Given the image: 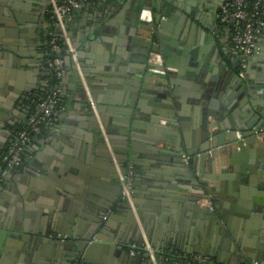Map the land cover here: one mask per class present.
<instances>
[{
	"label": "crops",
	"instance_id": "0c3cea01",
	"mask_svg": "<svg viewBox=\"0 0 264 264\" xmlns=\"http://www.w3.org/2000/svg\"><path fill=\"white\" fill-rule=\"evenodd\" d=\"M76 1L66 29L116 159L131 168L138 220L121 202L67 57L60 78L47 65L46 0H0V153L34 99L55 90L59 102L56 120L0 186V264H148L128 252L141 243L140 227L154 249L179 258L264 262V29L263 52L247 59L239 81L231 33L218 21L225 0ZM167 1L187 13L156 22ZM135 38L170 54L178 76L167 88L129 84L147 71ZM216 143L226 144L217 156ZM197 190L220 201L215 221L199 213ZM89 237L93 244L77 251Z\"/></svg>",
	"mask_w": 264,
	"mask_h": 264
},
{
	"label": "built area",
	"instance_id": "2783aa9c",
	"mask_svg": "<svg viewBox=\"0 0 264 264\" xmlns=\"http://www.w3.org/2000/svg\"><path fill=\"white\" fill-rule=\"evenodd\" d=\"M47 6L50 19L57 34V37H54L48 30L45 33L50 38L48 41L50 58L48 57L47 59V65L52 71L54 78H60L64 68V60L61 56L62 50H64L65 57L68 58L69 65L76 74L80 87L82 88L100 138L109 154L110 162L114 168L119 186L120 199L128 205L137 221L131 191V168H125L123 172L116 159L107 131L102 123L85 75L78 62L76 50L72 45L66 29V18L73 9L79 6L78 2L76 0H47ZM218 21L231 33L230 42L233 49L237 52L238 74L242 76L247 59L258 54L261 49L259 40L264 29V0H254L251 11H247L246 0H225L218 6ZM147 64V72L151 75V84H166L169 77L176 73L175 68L165 64L160 52H150L148 54ZM57 104L58 94L55 90L47 94L43 99L36 101L34 109L26 123L28 128L17 133L16 142L9 145L1 156L0 163L5 169V172L12 171L21 165L22 155L31 143L32 137H36L39 134L40 125L56 120L58 112ZM163 123L164 125L166 124V122ZM260 132L264 133V125L261 127ZM5 172L0 167V186L4 182ZM195 204L198 208L206 209L210 213L214 211L210 197L201 190H197ZM140 231L142 235L141 243L139 245L129 246L128 252L130 256H144L148 264L168 263L169 261L175 263L182 262L184 264H214L208 258L199 255L183 259L177 257L171 250L158 251L151 246L141 227ZM50 237L54 239L61 238L60 235ZM258 264H264V262Z\"/></svg>",
	"mask_w": 264,
	"mask_h": 264
},
{
	"label": "water",
	"instance_id": "95a60500",
	"mask_svg": "<svg viewBox=\"0 0 264 264\" xmlns=\"http://www.w3.org/2000/svg\"><path fill=\"white\" fill-rule=\"evenodd\" d=\"M46 2H47V0H46ZM47 4V3H46ZM158 7H160V5L158 4ZM175 7H176V4H170V2L169 1H167V5H165L164 6V8H163V11L160 13V14H157V16H156V18H155V20H156V22H159V19L162 17L165 21H167L168 23H172L173 21H174V17L173 16H171V14L172 13H174L175 11L177 12V13H179L182 17H184L183 15H185V13H187V10H185L184 8H180L179 7V9L178 10H176L175 9ZM157 9V8H156ZM164 23V22H163ZM160 25H162V22H161V24ZM138 38H135V41H137L142 47H143V52H142V58H141V63H144L145 64V67H146V69H148V64H147V58H148V54L150 53V52H160L161 53V55L163 56V58H164V62H165V64L166 65H168V66H171V65H175V63L170 59V54H168L167 53V51L165 50V47L161 44L160 45V47L159 46H153L152 45V42L151 41H149V40H142V39H138ZM162 50V51H161ZM263 52V50L262 49H260V51H259V55L261 54ZM257 55V54H256ZM66 64H67V66H68V68H70L69 66V60H68V58L66 59ZM172 67V66H171ZM238 72V71H237ZM173 76H178V75H175V74H173ZM243 77L245 76V74L244 75H242ZM77 77V76H76ZM150 77H151V75L147 72V71H145V74H144V78H143V80H142V83L141 84H135V83H129V84H131V86H134L135 88H138V87H141L142 89H145V90H154V88H159V87H164V88H167V85H164V84H150ZM241 78L242 77H240L239 75H238V79H239V81H242L241 80ZM168 81H169V84H171L172 83V79H168ZM79 84V83H78ZM79 87H80V84H79ZM80 89L82 90V88L80 87ZM83 92V91H82ZM241 93H244V89H243V87H241ZM32 104H34V102H32ZM98 109V108H97ZM91 113V112H90ZM92 115V114H91ZM92 118H93V116H92ZM94 120V119H93ZM95 122V121H94ZM96 125V124H95ZM96 129H97V127H96ZM102 140V139H101ZM235 141V139H232L231 140V142H234ZM12 141H10V143H11ZM102 142V141H101ZM102 144H103V142H102ZM111 144V143H110ZM226 144L225 143H216V144H213V148H214V151H213V153H214V155L215 156H217V154H218V149H221V148H225L226 146H225ZM240 145V144H239ZM220 153L221 152H223V150L222 151H219ZM119 162V161H118ZM119 164H120V166H121V168H122V171L124 172L125 171V167L122 165V163H120L119 162ZM7 172H11V171H7ZM206 192H207V194H209V195H217L218 193H217V191H211V190H208V189H206ZM196 199V198H195ZM122 202V204L124 205V208L125 209H127V210H129V207H128V205L125 203V202H123V201H121ZM212 203L214 204V206H215V208H216V210H218V212H219V208H218V205L220 204V201L219 200H212ZM129 212H130V210H129ZM199 213H201V214H203V215H208V211L206 210V209H201L200 211H199ZM216 217H217V215H216V213L214 212V213H212L211 212V214L209 215V219H211V220H216ZM143 227V226H142ZM92 243V239L89 237V238H82V242H80V243H78L77 245H76V248H77V251H81L83 248H86V244L87 243ZM49 243H51V244H53V242L52 241H50L49 240ZM93 244V243H92ZM70 244H68L67 242H61V243H59L58 242V244H56V243H54V246H56V248H59V247H68ZM138 257H141V256H138ZM138 257H136V259L138 258ZM82 259H84V257L82 258Z\"/></svg>",
	"mask_w": 264,
	"mask_h": 264
},
{
	"label": "trees",
	"instance_id": "16d2710c",
	"mask_svg": "<svg viewBox=\"0 0 264 264\" xmlns=\"http://www.w3.org/2000/svg\"><path fill=\"white\" fill-rule=\"evenodd\" d=\"M253 2H254V0H246V4H247V11H251L252 10V5H253ZM223 27H225L224 25H222ZM48 31L49 32H51L52 33V35L54 36V37H57V34H56V29H55V27H54V25L51 23V26L48 28ZM49 37L45 34V36H44V41H45V43H46V47H47V49H49V46H48V41H49ZM49 54V53H48ZM61 56H62V59L64 60V58H65V53H64V50H62V53H61ZM48 57L50 58V55H48ZM45 97V96H44ZM44 97H41V99H43ZM36 99H34V104H32L33 106H32V110L34 109V106H35V103H36ZM59 105V102H58V104H57V106ZM44 125H45V123H43V124H41L40 125V132H39V134L37 135V137L38 136H41L42 135V133H43V131H44ZM28 128V125L27 124H25V125H21V126H18V127H16V128H12L11 129V132H12V142L11 143H9L8 145H7V147H9V145H11L12 143H14V142H16V135H17V133L18 132H20V131H22V130H26ZM34 139V137H32V140ZM31 140V141H32ZM7 147L5 148V150H3V152H1L0 153V159H1V156L3 155V153L6 151V149H7ZM25 152L26 151H24V153H23V155H22V162H23V160H24V157H25ZM22 164V163H21ZM0 167L2 168V170H3V172H5V169L3 168V166H2V164L0 163ZM20 167V166H19ZM18 167V168H19ZM18 168H15L14 170H17ZM6 173V172H5Z\"/></svg>",
	"mask_w": 264,
	"mask_h": 264
},
{
	"label": "flooded vegetation",
	"instance_id": "af4514ba",
	"mask_svg": "<svg viewBox=\"0 0 264 264\" xmlns=\"http://www.w3.org/2000/svg\"><path fill=\"white\" fill-rule=\"evenodd\" d=\"M60 240L62 241V240H63V238H60Z\"/></svg>",
	"mask_w": 264,
	"mask_h": 264
}]
</instances>
